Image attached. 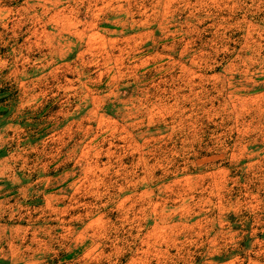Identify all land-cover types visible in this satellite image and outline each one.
<instances>
[{"label": "rangeland", "instance_id": "rangeland-1", "mask_svg": "<svg viewBox=\"0 0 264 264\" xmlns=\"http://www.w3.org/2000/svg\"><path fill=\"white\" fill-rule=\"evenodd\" d=\"M0 264H264V0H0Z\"/></svg>", "mask_w": 264, "mask_h": 264}]
</instances>
